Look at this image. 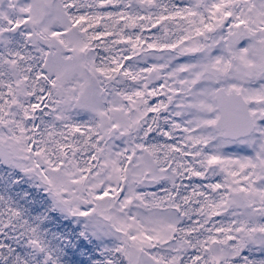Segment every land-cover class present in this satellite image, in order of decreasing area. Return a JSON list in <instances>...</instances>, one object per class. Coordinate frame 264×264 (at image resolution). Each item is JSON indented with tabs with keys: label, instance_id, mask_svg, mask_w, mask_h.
<instances>
[{
	"label": "snow or ice",
	"instance_id": "6c2138e0",
	"mask_svg": "<svg viewBox=\"0 0 264 264\" xmlns=\"http://www.w3.org/2000/svg\"><path fill=\"white\" fill-rule=\"evenodd\" d=\"M0 264H264V0H0Z\"/></svg>",
	"mask_w": 264,
	"mask_h": 264
},
{
	"label": "water",
	"instance_id": "95a60500",
	"mask_svg": "<svg viewBox=\"0 0 264 264\" xmlns=\"http://www.w3.org/2000/svg\"><path fill=\"white\" fill-rule=\"evenodd\" d=\"M153 31H155V29H153Z\"/></svg>",
	"mask_w": 264,
	"mask_h": 264
},
{
	"label": "rangeland",
	"instance_id": "374dc122",
	"mask_svg": "<svg viewBox=\"0 0 264 264\" xmlns=\"http://www.w3.org/2000/svg\"><path fill=\"white\" fill-rule=\"evenodd\" d=\"M186 183H187V181H186Z\"/></svg>",
	"mask_w": 264,
	"mask_h": 264
}]
</instances>
